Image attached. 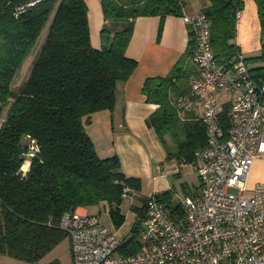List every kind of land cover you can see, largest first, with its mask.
Masks as SVG:
<instances>
[{
  "label": "trees",
  "instance_id": "16d2710c",
  "mask_svg": "<svg viewBox=\"0 0 264 264\" xmlns=\"http://www.w3.org/2000/svg\"><path fill=\"white\" fill-rule=\"evenodd\" d=\"M30 1L17 12L18 6ZM104 22L101 46L91 44L84 0H0V252L37 261L66 231L62 215L77 207L106 206L115 228L125 216L121 202L131 189L130 209L136 216L129 235L118 247L132 254L139 239L148 196L140 194V179L126 176L116 153L101 157L85 129L92 113L112 110L116 86L130 76L137 61L125 54L136 17L183 16L181 0H99ZM260 24L259 52L245 56L235 37L237 12L243 0H207L201 11L210 23V43L218 62L241 54L251 76L264 85V0H254ZM109 21H122L119 28ZM192 41L164 76L146 77L142 92L157 104L146 118L168 160L194 162L205 146L199 104L191 93ZM17 88L12 82L33 52ZM230 103L218 114L222 130L229 128ZM198 110V111H197ZM37 149L27 158L28 142ZM29 161L26 170L23 165ZM173 189L156 192L170 213L181 216V202L172 204ZM97 214V213H96Z\"/></svg>",
  "mask_w": 264,
  "mask_h": 264
},
{
  "label": "built area",
  "instance_id": "2783aa9c",
  "mask_svg": "<svg viewBox=\"0 0 264 264\" xmlns=\"http://www.w3.org/2000/svg\"><path fill=\"white\" fill-rule=\"evenodd\" d=\"M182 19L195 33L191 61L198 73L191 77L190 91L200 106L206 144L194 152L193 163H179L195 168L199 184L180 199V217L156 192L148 195L139 231L142 247L132 254L118 252L123 237L99 214L65 212L59 225L69 238L73 264H264V183H246L253 158L264 155V85L253 79L241 54L217 61L205 14ZM221 93L230 98L219 102ZM225 102L230 103L227 133L218 121ZM27 145L30 159L37 146L34 139ZM130 191L125 188L123 199H131Z\"/></svg>",
  "mask_w": 264,
  "mask_h": 264
},
{
  "label": "crops",
  "instance_id": "0c3cea01",
  "mask_svg": "<svg viewBox=\"0 0 264 264\" xmlns=\"http://www.w3.org/2000/svg\"><path fill=\"white\" fill-rule=\"evenodd\" d=\"M84 1L87 6L91 44L100 48V31L104 22L100 1ZM181 1L185 2L182 7L183 15L195 14L207 3V0ZM243 2L244 7L237 20L235 41L241 46L243 53L257 52L261 46V36L256 3L254 0ZM108 24L119 28L122 21H109ZM190 41L192 51L195 45L194 29L183 21L182 16L136 17L125 54L135 59L137 65L127 80L117 84L112 110L96 111L92 113L89 121L84 123L94 146L105 142L101 150L95 147L98 155L105 157L116 153L123 173L140 179V194L144 196L170 189L172 185L168 178L173 173L180 175L184 165L166 158L165 150L154 129L147 125L146 118L155 110L157 104L146 101L142 84L146 77L166 75L188 49ZM191 63L194 64L192 61ZM197 73L198 68L195 65L191 77ZM198 110L200 112V106ZM192 168L195 170L193 166ZM259 182L264 183V155H256L253 158L246 179L248 187ZM89 208H98L100 212L106 206L100 203L93 207H77L76 210L96 214L94 209L91 211ZM120 208L125 218L129 216L130 231L136 214L130 209L129 201L124 208L121 205ZM120 227L115 230L116 234L127 237L129 231L126 233L123 226Z\"/></svg>",
  "mask_w": 264,
  "mask_h": 264
},
{
  "label": "rangeland",
  "instance_id": "374dc122",
  "mask_svg": "<svg viewBox=\"0 0 264 264\" xmlns=\"http://www.w3.org/2000/svg\"><path fill=\"white\" fill-rule=\"evenodd\" d=\"M244 7V6H243ZM238 45V44H237ZM239 50L242 52L241 46L238 45ZM35 50L28 56L26 62L21 67V69L18 71L17 75L15 76L12 87L17 88L24 76V73L26 72V69L28 68L34 54ZM257 52H245V56H250L257 54ZM230 98V95L227 93H221L219 96V102H223L225 100H228ZM105 145V142L103 141L100 144L97 143V147H95L98 150H101L102 146ZM172 187L173 192L171 195L172 204H175L180 201V199L185 194H190L193 191L196 190L199 180L197 176V172L192 168L190 164L184 165V168L182 170V173L180 175H175L174 173L168 178ZM250 192H245V195H248ZM132 199V198H131ZM131 199H123L121 202V206L124 208L126 204L131 201L137 202V199L134 198ZM93 207V206H91ZM91 211L94 209L93 212L99 214L101 218L104 220V222L112 229L116 230L117 228L114 227L109 215L107 214V209H101V211H98V208H89ZM129 216H127L123 223V229L126 230V233H128L129 229ZM121 226V227H122ZM120 227V228H121ZM129 235V234H128ZM0 264H73L72 256L70 252V242L67 235H65L60 241H58L56 244H54L49 250H47L42 256L39 257L37 261H30L22 258H17L12 255H9L4 252H0Z\"/></svg>",
  "mask_w": 264,
  "mask_h": 264
},
{
  "label": "bare ground",
  "instance_id": "6f19581e",
  "mask_svg": "<svg viewBox=\"0 0 264 264\" xmlns=\"http://www.w3.org/2000/svg\"><path fill=\"white\" fill-rule=\"evenodd\" d=\"M26 165H28V162H26Z\"/></svg>",
  "mask_w": 264,
  "mask_h": 264
}]
</instances>
